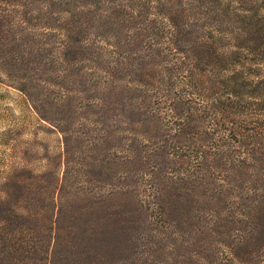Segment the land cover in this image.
Segmentation results:
<instances>
[{"label": "trees", "instance_id": "obj_1", "mask_svg": "<svg viewBox=\"0 0 264 264\" xmlns=\"http://www.w3.org/2000/svg\"><path fill=\"white\" fill-rule=\"evenodd\" d=\"M262 8L0 0V81L62 145L47 171L12 166L1 185L0 264H118L129 229L152 253L254 239L264 221Z\"/></svg>", "mask_w": 264, "mask_h": 264}, {"label": "rangeland", "instance_id": "obj_2", "mask_svg": "<svg viewBox=\"0 0 264 264\" xmlns=\"http://www.w3.org/2000/svg\"><path fill=\"white\" fill-rule=\"evenodd\" d=\"M260 13L261 24L253 26L254 29L263 27L264 8L260 10ZM236 29L239 31V24L236 25ZM261 72L264 74V66ZM87 74V77H90L93 73L87 71ZM49 128H51L50 125L41 121L39 116L29 108L21 92L0 81V196L6 193L1 185L5 182L12 166H31L35 174H41L47 171L44 169L47 157L58 156L62 151L61 136L53 134ZM57 164L60 165V162ZM128 233L129 239L123 253L121 252L115 258L116 261L112 260V262H119L118 264H175V262L176 264H209L208 261H213V264H264V221L263 228L253 232L254 239L249 240L243 248L238 250L233 249L232 245L218 241L209 244V247H205V243L201 242L200 247L196 245L195 249L185 247L182 241H179L175 247L165 245L162 250L152 253L150 248H143V242L137 240V236L134 237V230L129 229ZM232 235L240 239L243 237V232L235 231ZM184 249L194 251L188 255Z\"/></svg>", "mask_w": 264, "mask_h": 264}]
</instances>
